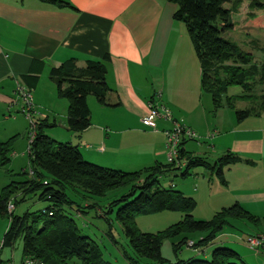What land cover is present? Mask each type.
<instances>
[{"label":"crops","instance_id":"crops-1","mask_svg":"<svg viewBox=\"0 0 264 264\" xmlns=\"http://www.w3.org/2000/svg\"><path fill=\"white\" fill-rule=\"evenodd\" d=\"M57 1L74 9L57 8L41 0H0V117L7 124L1 131L4 138L19 134L15 125H8L16 123L14 114L19 108L23 110L17 89H24L21 78L31 63L40 61L44 68L30 93L33 114L38 123L53 124L47 130L59 129L57 140L76 145L84 160L104 168L136 172L166 164L163 131L171 123L158 120L156 131L141 124L148 100L161 92L160 103L173 120L201 136L197 141L186 140L184 149L206 158L211 155V162L227 153L243 160L225 169L226 185L216 184L219 198L208 202V218L234 204L264 217V114L237 122L224 110L212 113L211 99L205 100L200 90L199 62L186 30L172 18L176 6L165 0ZM248 3L243 0L238 13L232 15L234 31L255 27L246 16ZM255 28L264 34V27ZM256 45L252 49L258 51ZM257 46H264V36ZM105 56L109 58L108 104L100 105L88 97L91 125L74 134L66 125L67 101L57 97L49 71L68 60L82 67ZM189 142L196 146L188 149ZM203 179L208 184L212 180L205 171L195 170L193 176L182 179L185 182L180 184V191L193 199L202 197V190L191 187L193 182L204 184ZM255 234H264V224L255 228L232 221L203 254L207 258L215 247L226 245L246 264H264V249L253 252L245 243L247 236ZM196 236L200 239L204 234Z\"/></svg>","mask_w":264,"mask_h":264},{"label":"trees","instance_id":"trees-1","mask_svg":"<svg viewBox=\"0 0 264 264\" xmlns=\"http://www.w3.org/2000/svg\"><path fill=\"white\" fill-rule=\"evenodd\" d=\"M41 1L57 8L74 9L62 1ZM165 1L176 6L172 18L186 30L199 62L200 90L210 97L212 113L223 108L232 109L237 122L264 114V46L256 45L263 55L262 61L256 62L252 53L242 51L225 38L226 33L235 29L232 15L238 13L243 0ZM247 8L246 16L250 24L264 27V0H249ZM108 62L109 58L105 56L101 61H87L79 67L75 60H68L49 71L57 97L67 101L66 125L74 134L79 135L91 125V112L87 104L89 96L94 97L100 105L108 104ZM43 68V62L33 61L28 73L22 76L23 87L28 93L37 86ZM232 87H239L242 93L227 96ZM258 88L260 92L256 93ZM234 100L248 102L251 106L236 109ZM52 125L46 121L33 124L34 138L28 145V170L19 174L24 180L13 181L1 191L0 218H7L9 224L0 241V254L2 249L12 248L17 241H21L23 264L26 261L33 264H109L102 260L99 246L81 233L75 220L68 214L69 209L74 208L81 213L82 208L97 206L102 208L105 221L106 215L116 212L115 220L121 225L133 253V256L124 253L129 264H246L235 250L223 246L215 247L209 259H179L171 263L161 255V246L166 239L178 238L171 245L176 256L190 242L193 244L191 249L205 250L219 233L231 226L232 221L255 228L264 224V217L254 216L238 204L221 209L208 220H194L191 213L196 208L195 200L173 187L163 188L158 182L166 174L178 172L182 179H186L193 176L195 170L201 169L210 174V179L215 177L226 185L224 171L242 162L240 157L227 153L211 162L184 149L187 139H183L178 146L176 162L125 172L90 163L83 159L76 145L52 140L44 134V130ZM15 139L13 137L0 143L2 163L7 161L6 154ZM40 187L44 189L37 193ZM119 190L125 193L119 194ZM29 194L49 205L42 211L26 212L22 216L8 211L9 203L15 208ZM108 195H112V199L103 207L94 203L96 198L102 199ZM163 211L182 213L183 218L158 233L138 231L135 225L137 216ZM197 233L204 236L195 242L192 236Z\"/></svg>","mask_w":264,"mask_h":264},{"label":"rangeland","instance_id":"rangeland-1","mask_svg":"<svg viewBox=\"0 0 264 264\" xmlns=\"http://www.w3.org/2000/svg\"><path fill=\"white\" fill-rule=\"evenodd\" d=\"M263 36H264L263 31L260 28L256 29L255 27L237 29L235 31L233 30L225 34V38L235 43L237 46H239V48L242 51H248L254 53L253 57L256 62H261L263 59V55L261 52H259V50L256 51L255 49H252L254 48L252 46L255 44L258 45V43L261 45ZM259 92L260 89L258 88L256 90V93ZM241 93L242 90L239 87H232L228 90L227 96L229 97L236 96V95H240ZM89 98L95 100V98L92 96H89ZM204 98L205 100L210 101V97L208 95L204 94ZM240 103L241 101L234 100L233 104L237 106L240 110L249 108V106H251L248 102L247 103L243 102L245 103L244 105H241ZM220 110H224V112H227L226 114L229 113L233 114V116L235 117V111H233L232 109L223 108ZM14 115L17 118V122L8 123V125L9 124L15 125V127L19 130V134H17L16 139L12 142V145L10 147L11 149L6 154L7 161L2 163L0 158V194L2 189L5 186H7L9 183L13 181L24 180V178L19 176V174L23 170H28L29 137L33 132L32 130L33 124L38 123L36 115L32 113L30 114V116H28L27 114L22 113L20 111V108L18 113ZM2 122L4 121H2V118L0 117V143H3L4 141H8L4 138L5 134L1 133L2 129L4 128V125L7 126L6 123H2ZM58 130L59 129L57 128H52V129L50 128L48 130L45 129L44 134L49 138H51L52 140L64 143L63 141L57 140L58 138H55L56 136L59 137ZM195 135H196L195 141L201 139L200 138L201 136H198L197 134ZM188 144H189V146H187L188 149H192L191 147L196 146L195 143L189 142ZM208 159L212 161L213 156L211 155L208 156ZM209 176L210 174L208 175V177ZM198 178L199 180H201L202 176L199 175ZM193 179L194 178H190L188 180L193 181ZM203 180H205L204 184L201 183V185L199 186L198 184L193 182L192 185L194 186L191 187V188L197 187L199 192L201 190L203 192L202 197H199L197 199L194 198L196 202V208L191 213L194 220L210 219L212 216L208 218L209 212L206 209V206L208 202L209 203L214 202L216 199L219 198V194L216 191L217 188L216 184H219L218 179L213 177L212 180L209 181V184L207 179H203ZM158 182L159 185L163 188L173 187L174 190L180 191V184L185 182V180H182L179 173L177 172V173H171L161 176ZM42 189H44V187H40L37 193H40ZM118 193L122 194L125 193V191L119 190ZM19 198L20 196L17 197V199ZM110 199H112V195H108V197L102 199L96 198L94 200V203H96L100 207H103ZM48 205L49 203L38 201L35 197L29 194L25 197L24 201L19 202L15 206L13 210V214L15 216H22L26 212L34 213V212L42 211ZM80 207L82 208L83 205H81ZM101 210L102 208H97V206H95L94 208L91 209L82 208L80 210L81 213H78L73 208V209H69L70 213L68 214L75 220L81 233L83 235L90 237L99 246L102 253L103 261H106L109 264H129L126 258L124 257V253L128 254L129 256H133V253L130 249L128 239L125 237L123 233L121 225L115 220L116 212H113V214L110 215H106V219L109 223L107 224V221H105V219L103 218V214L101 213ZM182 218H183L182 213L163 211V212L151 213L149 215L137 216L135 218V225L140 233L154 234L164 231L168 227L178 223ZM8 224L9 221L7 218H0V241L2 240V237L7 230ZM192 239L195 242L198 240L197 236L196 237L192 236ZM177 241L178 238L166 239L164 240L161 246L162 257L165 258L166 260H169L171 263L179 259L187 260L190 258H198V259L210 258V256L205 258L206 254L205 253L203 254V250H199V249L193 250L189 247H183L181 251L175 256L171 245L172 243H175ZM223 247L231 248L230 246H226V245H224ZM21 256H22V242L17 241L12 248L2 249L0 264H23L21 262Z\"/></svg>","mask_w":264,"mask_h":264},{"label":"built area","instance_id":"built-area-1","mask_svg":"<svg viewBox=\"0 0 264 264\" xmlns=\"http://www.w3.org/2000/svg\"><path fill=\"white\" fill-rule=\"evenodd\" d=\"M17 94L23 103L22 113L30 116V114L33 113L30 93H28L23 88H18ZM161 96V92H156L153 98L148 100L147 114L141 118V124L145 128L156 131L158 120H163L165 122L171 123V127L163 131V134L165 136L164 149L166 151L167 163L170 164L176 162L178 156V146L183 141V139L195 140L196 135L183 124H180L177 121L173 120L170 111L160 103ZM33 138L34 132H32L29 137V144L32 142ZM31 174L32 172H30V175ZM7 209L9 212H11L14 210V206L9 203ZM245 243L251 251L258 252L260 249H264V234L248 236L245 238ZM192 245V242H190L188 244V247L191 248ZM1 247L2 243H0V252ZM25 264H33V262L26 261Z\"/></svg>","mask_w":264,"mask_h":264}]
</instances>
